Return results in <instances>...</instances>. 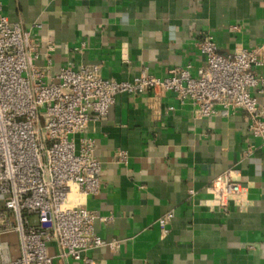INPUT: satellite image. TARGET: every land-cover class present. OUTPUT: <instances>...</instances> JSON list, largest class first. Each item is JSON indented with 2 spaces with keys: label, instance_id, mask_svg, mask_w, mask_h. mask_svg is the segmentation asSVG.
I'll return each mask as SVG.
<instances>
[{
  "label": "crops",
  "instance_id": "crops-1",
  "mask_svg": "<svg viewBox=\"0 0 264 264\" xmlns=\"http://www.w3.org/2000/svg\"><path fill=\"white\" fill-rule=\"evenodd\" d=\"M0 2L9 19L31 33L39 54L33 62L48 80L64 66L84 64H99L105 78L119 81L144 69L166 76L187 64L196 75L205 62L198 43L206 34L224 54L261 48L263 61L254 70L264 77V0ZM253 92L264 107V92ZM249 125L242 110L199 118L192 101L173 92L119 94L107 116L76 135L77 142L83 135L96 141L101 190L85 196L74 184L70 199L112 216L97 221L96 230L121 243L83 255L92 264H264V139ZM118 150L128 152L126 163L116 161ZM228 169L238 171L242 191L227 211L212 184ZM169 212L163 232L159 220ZM0 246V263L21 255L15 231L1 234ZM57 250L50 244L51 254Z\"/></svg>",
  "mask_w": 264,
  "mask_h": 264
},
{
  "label": "built area",
  "instance_id": "built-area-1",
  "mask_svg": "<svg viewBox=\"0 0 264 264\" xmlns=\"http://www.w3.org/2000/svg\"><path fill=\"white\" fill-rule=\"evenodd\" d=\"M2 9L0 2V235L17 232L21 255L0 264H53L55 259L92 264L83 255L88 250L119 248L117 237L104 238L96 230L97 221L113 217L70 199L74 184L85 196L101 190L96 141L83 135L77 142L76 135L86 132L92 119L107 116L119 94L173 92L182 102L190 99L199 118L242 110L249 116L250 131L264 139V107L253 92L257 87L264 92V77L254 70L263 61L259 47L224 54L214 36L206 34L198 43L205 62L196 75L187 64L166 76L144 69L132 80L119 81L105 78L99 64H84L64 66L48 80L46 70L33 62L39 54L31 33ZM115 157L126 163L128 152L118 150ZM212 191L228 211L242 191L238 171L216 176ZM172 216L169 212L159 220L163 232ZM52 243L56 254L49 251Z\"/></svg>",
  "mask_w": 264,
  "mask_h": 264
},
{
  "label": "rangeland",
  "instance_id": "rangeland-1",
  "mask_svg": "<svg viewBox=\"0 0 264 264\" xmlns=\"http://www.w3.org/2000/svg\"><path fill=\"white\" fill-rule=\"evenodd\" d=\"M32 221H36V219L34 217L31 218Z\"/></svg>",
  "mask_w": 264,
  "mask_h": 264
}]
</instances>
